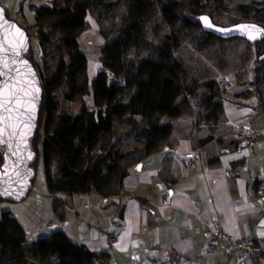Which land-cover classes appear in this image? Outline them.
<instances>
[{
	"label": "crops",
	"instance_id": "1",
	"mask_svg": "<svg viewBox=\"0 0 264 264\" xmlns=\"http://www.w3.org/2000/svg\"><path fill=\"white\" fill-rule=\"evenodd\" d=\"M21 1L12 16L18 13L17 20L31 26L35 5L30 3L51 6L53 0ZM85 19L75 37L91 80L101 68V47L113 34L101 29L94 11ZM257 94L248 86L223 92L220 107L210 114L201 113L202 107L187 97L188 106L179 114L159 116V122H171V129L157 147L120 167L119 186L113 175L105 193L49 191L51 198L38 201L37 221L24 229L27 241L61 230L74 243L106 253L93 264H247L240 252L224 244L200 255L206 222L217 218L221 231L257 242L261 256L256 264H264V192L255 189L256 182L264 184V96L259 100ZM85 96L90 106L91 94ZM239 126L262 130L258 142L234 140ZM51 157L55 170L57 157ZM164 192L167 202L162 201ZM114 234L118 240L106 246ZM165 249L178 251L180 258L168 261L161 254Z\"/></svg>",
	"mask_w": 264,
	"mask_h": 264
},
{
	"label": "trees",
	"instance_id": "2",
	"mask_svg": "<svg viewBox=\"0 0 264 264\" xmlns=\"http://www.w3.org/2000/svg\"><path fill=\"white\" fill-rule=\"evenodd\" d=\"M117 2L53 0L51 6L31 2V5H35V21L31 26L21 24L5 8L6 16L16 20L29 36L30 45L26 56L33 64L42 86L37 126L30 143L36 156L38 142L42 144L45 181L51 192L72 194L94 189L105 193L108 176L113 175L119 186L122 161L125 159L127 161L124 164H128L143 158L170 132L171 122L161 123L159 116L166 114L173 117L185 108V99L176 100L185 88V73L172 55L179 45L177 37L167 34L154 55L138 61L126 58V50L142 38L144 21L155 12L156 7H159L162 17L168 23L174 24L179 19L176 12L178 3L175 0L167 3L163 0H133L127 14L123 16V26L101 47V68L93 79L88 80L86 56L78 48L75 30L86 26L88 11L101 4ZM240 6L247 8L245 5ZM254 15L256 19L264 21V2L254 9ZM51 16L54 18L51 27L44 29L43 19ZM195 17L196 14L189 13L181 17V23L200 25ZM30 27L34 28L41 48L51 42L53 31L64 33L62 43L55 46L60 53L57 66L49 75L45 74L34 53ZM206 35L214 36L208 32ZM263 52L258 51L252 65V82L255 84L252 86L257 83L264 86V58H259ZM63 84L67 87L63 93L65 99L72 100L77 96L91 94V105L83 102L76 113L56 115L58 102L54 90ZM204 85L211 91L206 98L219 94V87L213 79L206 80ZM130 90L129 98L121 100ZM215 105L220 107V102ZM136 115L150 118L148 124L140 129L146 135L142 146L120 152L114 144H109L102 161H95L86 168L81 167L82 156L97 144L100 136L114 132L122 119L132 123ZM51 155L57 157L55 171L50 167ZM36 156L31 163L33 169ZM215 159L217 156L210 160ZM105 255L104 251L94 252L83 244L74 243L61 230H54L49 236L28 242L24 228L10 211L0 212V264H6L10 257L16 264H93L94 260L101 262Z\"/></svg>",
	"mask_w": 264,
	"mask_h": 264
},
{
	"label": "rangeland",
	"instance_id": "3",
	"mask_svg": "<svg viewBox=\"0 0 264 264\" xmlns=\"http://www.w3.org/2000/svg\"><path fill=\"white\" fill-rule=\"evenodd\" d=\"M132 1L118 0L114 4H101L91 11H94V14L99 17L100 23H102L101 29L105 31L109 29L115 35L123 26V16L127 14ZM163 1L167 3L173 0ZM175 1L178 3L176 12L180 16L179 19L174 24L168 23L162 17L159 7H156L155 12L144 21L142 38L126 50V58L138 61L143 57L154 55L165 36L170 34L179 39V45L173 50L172 55L181 64L185 73L183 80L185 88L176 98L178 101L185 99L184 109L188 106V102L191 101L197 107H202L201 113L210 114L218 108L215 103L220 102L221 93L226 91L233 92L235 89L247 86L252 87L258 93L260 100L264 96L262 94L264 93V86L259 83L256 86H252L254 84L252 82V65L258 51L264 50V38L255 44L241 37L225 39L217 36L209 37L200 25H183L181 17L189 13L196 15L205 13L211 17L213 22L220 25L253 21L264 26V21L256 19L254 15V9L261 6L264 0ZM21 2V0H0V4L6 6L11 15ZM240 5H245L247 8ZM16 16L19 17L18 13ZM13 17L17 19V17ZM53 20L52 16L43 19L42 27L44 29L50 28ZM30 29L32 31L31 43L38 42L34 28L30 27ZM63 38L64 33L56 30L51 33L52 40L46 47L36 50L32 45L34 53L46 75H49L57 66L60 53L55 46L56 44H61ZM212 79L217 82L219 94L206 98L211 94V91L205 87L204 82ZM65 91H67L66 84L54 90L58 102V107L55 111L56 115L76 113L83 102L87 103L86 96H77L72 100L65 99L63 96ZM131 92L132 90L125 93L121 100L126 101ZM187 97H189V101ZM149 119L136 115L132 123H127L123 119L119 121L114 132L100 136L97 144L84 153L81 167L86 168L95 161H102V156L105 154L109 144H114L115 148L120 152H126L134 147L142 146L146 135L141 133L140 129L148 124ZM132 124L133 127H131ZM53 160L55 159L51 157V170ZM126 161L124 159L121 166ZM49 195L44 174L43 148L41 142H38L34 178L29 191L23 199L18 201L0 198V212L9 210L19 223H24L23 228L26 230L30 223L37 221L38 215H40L37 205L41 200H45L47 197L51 198ZM6 264L16 263L10 257Z\"/></svg>",
	"mask_w": 264,
	"mask_h": 264
},
{
	"label": "water",
	"instance_id": "4",
	"mask_svg": "<svg viewBox=\"0 0 264 264\" xmlns=\"http://www.w3.org/2000/svg\"><path fill=\"white\" fill-rule=\"evenodd\" d=\"M202 17H206L212 26L206 27ZM195 19L206 32L219 38L241 37L250 43L264 38V26L257 22L220 25L205 13L196 15ZM242 25L249 27L241 29ZM249 35L255 38L249 39ZM0 45H3L0 47V73H3L0 74V140L3 141L0 142V197L18 201L26 196L34 178L31 163L36 154L30 140L37 126L42 86L33 64L26 56L29 36L16 20L6 16L1 4ZM259 58H264V52Z\"/></svg>",
	"mask_w": 264,
	"mask_h": 264
},
{
	"label": "built area",
	"instance_id": "5",
	"mask_svg": "<svg viewBox=\"0 0 264 264\" xmlns=\"http://www.w3.org/2000/svg\"><path fill=\"white\" fill-rule=\"evenodd\" d=\"M262 130L255 128H246L239 126L233 133V139L239 142H258V136L262 133ZM255 189L259 193L264 192V184L259 182L255 186ZM169 200L168 192H164L162 195V201L167 202ZM119 234H114L110 237V240L106 243L109 246L118 240ZM221 244L226 245L232 250L240 252L246 259L247 264H256L261 256V246L249 239V238H236L229 233L220 230V222L217 218H211L206 222L204 231V248L200 252V255L214 252ZM161 254L165 256L168 261H175L180 258V253L174 249L162 250Z\"/></svg>",
	"mask_w": 264,
	"mask_h": 264
},
{
	"label": "snow or ice",
	"instance_id": "6",
	"mask_svg": "<svg viewBox=\"0 0 264 264\" xmlns=\"http://www.w3.org/2000/svg\"><path fill=\"white\" fill-rule=\"evenodd\" d=\"M201 19L205 22V26H206V27H211V26H212V25L208 22V20H207L206 17H202ZM247 27H249V26H243V25L240 26L241 29H245V28H247ZM251 27H252V28H255V26H251ZM16 31L18 32L19 30L17 29ZM229 31H230V30H229ZM248 38H249V39H254L255 37L249 35ZM0 47H3V45H0ZM17 54H18V53H17ZM4 66L7 67L8 65L5 63ZM0 74H3V73H0ZM13 98H14V97H13ZM0 142H3V141L0 140ZM4 194H8V193H4Z\"/></svg>",
	"mask_w": 264,
	"mask_h": 264
}]
</instances>
